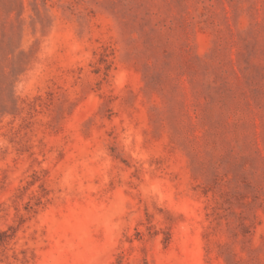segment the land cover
<instances>
[{"label":"rangeland","instance_id":"obj_1","mask_svg":"<svg viewBox=\"0 0 264 264\" xmlns=\"http://www.w3.org/2000/svg\"><path fill=\"white\" fill-rule=\"evenodd\" d=\"M0 264H264V0H0Z\"/></svg>","mask_w":264,"mask_h":264}]
</instances>
